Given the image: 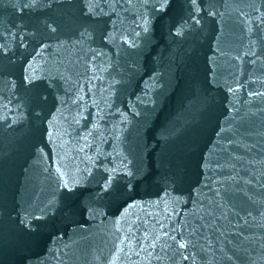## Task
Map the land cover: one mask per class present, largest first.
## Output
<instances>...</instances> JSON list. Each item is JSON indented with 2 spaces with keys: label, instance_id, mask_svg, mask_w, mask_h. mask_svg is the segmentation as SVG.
<instances>
[{
  "label": "water",
  "instance_id": "95a60500",
  "mask_svg": "<svg viewBox=\"0 0 264 264\" xmlns=\"http://www.w3.org/2000/svg\"><path fill=\"white\" fill-rule=\"evenodd\" d=\"M197 3L0 0V264H264V0Z\"/></svg>",
  "mask_w": 264,
  "mask_h": 264
},
{
  "label": "snow or ice",
  "instance_id": "6c2138e0",
  "mask_svg": "<svg viewBox=\"0 0 264 264\" xmlns=\"http://www.w3.org/2000/svg\"><path fill=\"white\" fill-rule=\"evenodd\" d=\"M166 2V0H165ZM192 6L195 8L198 6L197 0H191ZM164 5L162 4L161 7H163ZM53 31H55V29H52ZM25 79H28V77H25ZM31 83V81H29ZM110 181H111V177L107 178V182L105 184V190L107 191L110 187ZM180 247H184V245H180Z\"/></svg>",
  "mask_w": 264,
  "mask_h": 264
}]
</instances>
